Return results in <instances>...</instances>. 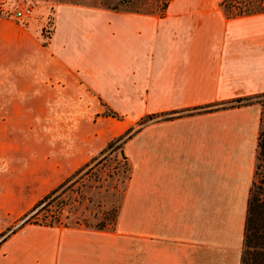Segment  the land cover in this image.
I'll use <instances>...</instances> for the list:
<instances>
[{"label": "crops", "instance_id": "crops-1", "mask_svg": "<svg viewBox=\"0 0 264 264\" xmlns=\"http://www.w3.org/2000/svg\"><path fill=\"white\" fill-rule=\"evenodd\" d=\"M223 1L169 0L163 13L61 1L47 42L43 16L25 22L0 5V264H239L256 101L152 120L128 138L115 229L4 234L33 204L22 200L24 127L64 128L43 137L56 140L58 163L38 172L50 191L145 114L264 91V11L230 16ZM239 209L234 223L216 212Z\"/></svg>", "mask_w": 264, "mask_h": 264}, {"label": "trees", "instance_id": "trees-1", "mask_svg": "<svg viewBox=\"0 0 264 264\" xmlns=\"http://www.w3.org/2000/svg\"><path fill=\"white\" fill-rule=\"evenodd\" d=\"M168 1L169 0H164L162 2L160 12H164ZM223 2L227 10L226 0ZM112 7L117 8V6ZM261 11H264V8L249 13ZM227 14L230 15L228 10ZM241 14L247 13L243 11L237 15ZM253 101L258 102L261 105V115L256 147L255 170L248 190L239 264H264V91L253 95L235 97L224 102L215 101L179 109L148 113L141 116L134 125L129 126L121 134L111 139L97 155L92 156L87 162L76 169L72 175L35 201L30 208L22 214L19 224L8 228V231L4 232V234L8 235L9 233L15 232L27 223L48 226L64 225L84 226L94 229H115L124 191L131 175V163L124 151V142L128 138H130L144 124L152 120L168 119L187 113L235 106ZM107 114L120 116L118 112L111 109H108ZM99 155L102 156L95 161ZM109 158L116 160L115 165L111 166L110 163H106L105 165V159ZM93 161H95L94 165L98 164V162L103 163L102 165L97 166L94 170L91 169L94 165L90 164ZM107 165H109L110 168L107 167ZM86 166H88L86 171H89V169L94 170V178L96 180L101 179L103 181L107 176H112L113 172L119 173L120 181L123 183L119 203L107 206L106 200L108 188L103 186V184L96 185V187H103V190L101 192L102 198L96 203L95 210L91 209L87 212V202H90L92 197L91 195H86L82 188L76 189V194L72 196L71 192L68 190L74 191V189L70 186V183H66L81 169L86 168ZM110 169L112 170L110 171ZM101 171L102 173H100ZM88 187H90L89 184ZM62 194L65 195L61 197ZM74 200L83 205L81 210H78L77 206L74 205Z\"/></svg>", "mask_w": 264, "mask_h": 264}, {"label": "rangeland", "instance_id": "rangeland-1", "mask_svg": "<svg viewBox=\"0 0 264 264\" xmlns=\"http://www.w3.org/2000/svg\"><path fill=\"white\" fill-rule=\"evenodd\" d=\"M21 0H1L0 5L7 9V11H12L14 6L17 5L18 2ZM61 1H71V2H77V3H85L90 5H101V6H117L119 9H131V10H140V11H160L162 8V2L164 0H30L31 4L33 5V13L31 16L24 18V21L31 17H35L36 20L43 19L44 17V23H43V29L41 30V37L42 40L47 42L48 37L50 36V33L52 31V25H53V9L54 5L57 2ZM226 6L228 13L230 15H237L238 13H242L243 11L247 14H251L249 12L254 10H259L264 8V0H226ZM43 13V14H42ZM42 14V15H38ZM35 15V16H34ZM23 20V19H22ZM40 23V22H39ZM103 110L106 112L108 111V108L105 106L103 107ZM97 114L93 115V119L96 120ZM65 131L70 133H75L76 136L78 135V128H70L65 129ZM50 135H55L57 133L58 135H62L64 132V128L62 127H54V128H26L24 127L22 129V140L20 145L18 144V148H20L21 152V176H22V200L25 203L26 199H24V195L30 194L33 195V197L30 199L32 203H34L37 199H39L47 190L48 187H40L38 186L40 180L39 173L40 169L48 167L49 169L52 168L55 164L58 163V161H55L53 159H50L48 156V149L53 141L56 140H45L44 138L47 136V133ZM46 134V135H45ZM45 136V137H44ZM44 137V138H43ZM61 143L63 140H60ZM102 155H99L95 161H97ZM91 162V165H94V162ZM115 161L113 158L105 159V165L106 163H110L111 166L115 165ZM75 162V161H73ZM72 162V163H73ZM103 162H98V164H95L93 168L96 169L97 166L102 165ZM89 164V165H90ZM88 165V166H89ZM88 166L86 168L81 169L76 175H74L66 184L70 183V186L74 189L68 190L71 192L72 196L76 194V189L82 188L86 195H91L92 200L90 202H87L88 210H95L96 203L100 198H102V190L103 187H96L97 184H103V186H106L108 188L107 192V206H111L112 204L116 205L119 203L120 195L122 191L123 183L120 181V175L119 173L113 172L112 176H107L105 180H96L94 178L95 172L94 170L86 171ZM107 167L110 168L109 165ZM112 169H110L111 171ZM86 171V172H85ZM100 171V170H99ZM102 173V171L100 172ZM103 183H102V182ZM84 184V185H83ZM88 184L90 187H88ZM48 191V190H47ZM65 194H62L61 197H63ZM84 202V203H85ZM74 205L77 206L78 210H81L83 208V205L74 200ZM221 216H231V221L234 223V221L238 218H240L242 214V210H216ZM21 219H15L12 222V225H16L19 223ZM61 226V225H60ZM64 226V225H63ZM242 244V242H241ZM240 251H241V245H240Z\"/></svg>", "mask_w": 264, "mask_h": 264}, {"label": "built area", "instance_id": "built-area-1", "mask_svg": "<svg viewBox=\"0 0 264 264\" xmlns=\"http://www.w3.org/2000/svg\"><path fill=\"white\" fill-rule=\"evenodd\" d=\"M10 12L14 17L18 19H24L32 15L33 5L31 4L30 0H21Z\"/></svg>", "mask_w": 264, "mask_h": 264}]
</instances>
